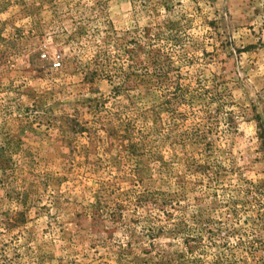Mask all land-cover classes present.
I'll return each mask as SVG.
<instances>
[{"label":"rangeland","instance_id":"rangeland-1","mask_svg":"<svg viewBox=\"0 0 264 264\" xmlns=\"http://www.w3.org/2000/svg\"><path fill=\"white\" fill-rule=\"evenodd\" d=\"M0 264H264V0H0Z\"/></svg>","mask_w":264,"mask_h":264},{"label":"built area","instance_id":"built-area-1","mask_svg":"<svg viewBox=\"0 0 264 264\" xmlns=\"http://www.w3.org/2000/svg\"><path fill=\"white\" fill-rule=\"evenodd\" d=\"M53 65H54V67L57 68V67L61 66V62L60 61H56Z\"/></svg>","mask_w":264,"mask_h":264},{"label":"trees","instance_id":"trees-1","mask_svg":"<svg viewBox=\"0 0 264 264\" xmlns=\"http://www.w3.org/2000/svg\"><path fill=\"white\" fill-rule=\"evenodd\" d=\"M153 50V49H152Z\"/></svg>","mask_w":264,"mask_h":264}]
</instances>
